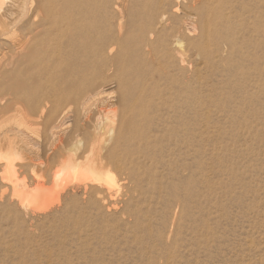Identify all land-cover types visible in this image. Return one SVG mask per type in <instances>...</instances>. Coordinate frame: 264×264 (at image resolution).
<instances>
[{
  "label": "rangeland",
  "instance_id": "1",
  "mask_svg": "<svg viewBox=\"0 0 264 264\" xmlns=\"http://www.w3.org/2000/svg\"><path fill=\"white\" fill-rule=\"evenodd\" d=\"M206 1H178L185 26L198 30L189 40L186 36L181 38L187 51L185 70L179 78L183 128L167 118L173 117V112L156 113V120L151 110L156 123L153 131H158L166 119L171 120L170 127L178 135L167 134L161 139L157 148L164 153L161 157L152 155L151 161L144 160L142 170L133 166L130 171L111 168V172H106L104 176L110 175L116 181L112 200L94 186L78 188L70 182L71 190L48 210L42 211L25 201L14 191L15 183L19 181L17 189L22 193L42 189L47 194L53 188L54 172L64 165L54 164L47 169L39 165L47 146L43 135L38 137L42 134L39 126L28 125L20 118L0 125V138L5 131L17 127L29 143L24 150L17 149L21 153L15 155V164L23 168L6 193L0 181V264H264V1H230L226 7L229 16L222 22L241 33L234 31L235 36L220 32L223 45L219 43L215 48L212 39L205 42L200 37L206 18L198 16L196 9L200 12ZM12 2L6 0L0 15ZM247 7L255 8L250 12ZM245 9L247 15L243 17ZM204 14L206 21H213L210 10L205 9ZM235 18H240L238 23ZM12 22L14 26L5 29L8 40L0 39L1 71L10 74L24 68L19 65L21 54L14 44L21 39L25 20L17 11ZM247 22L253 32H249ZM240 26H244L243 30L237 29ZM212 29L213 24L211 32ZM237 35L244 37L239 39ZM196 41L204 44L212 58L191 46H196ZM226 41L232 46H227ZM10 56L15 57L16 64L5 68ZM234 65L238 66L233 68ZM10 79L0 75V84ZM105 91L111 109L117 108V85H110ZM76 125L73 118L66 128L67 136ZM2 170L4 173L0 174L4 175Z\"/></svg>",
  "mask_w": 264,
  "mask_h": 264
},
{
  "label": "bare ground",
  "instance_id": "2",
  "mask_svg": "<svg viewBox=\"0 0 264 264\" xmlns=\"http://www.w3.org/2000/svg\"><path fill=\"white\" fill-rule=\"evenodd\" d=\"M178 1L13 0L0 15V39L8 40L5 29L14 26L12 20L18 11L25 22L21 29V39L15 42L14 47H17L21 54L19 65H23L24 68L19 72L14 70L12 74L6 70L2 72L0 59V75L6 79L11 78L0 84V125L20 118L28 125L39 126L42 134L39 133L38 137L43 135V140L47 142V146L45 145L47 148H44L46 151L41 148L45 158L44 160L41 158L39 165L46 169L54 164H61L64 167H58L59 169L54 172L53 188L47 194H43L44 190L42 192L38 186V191L34 190L36 193L24 192L25 189L24 193L20 192V189H17L19 181L18 183L14 181L23 167L16 166L14 158L15 155L18 157L17 153H21L17 152V149L24 150L29 143L27 144L22 137L25 135H22L21 128H11L0 138V170L5 171L4 175L0 174L3 193L8 191L14 180V191L20 197H25V201L44 211L58 204L63 195L71 190L70 182H75L78 188L94 186V189L100 191L106 199L112 200V190L116 181L110 175L104 176L106 172H111L113 168L117 172H125L130 169L129 167L134 168L133 166H140L142 170L144 160H148L152 155L154 157L156 154L160 156L164 153L163 149L158 151L160 148H157V145L167 134L175 135V130L170 127L172 122L165 119L156 132L152 128L156 126L154 123L156 117L168 111L171 112L170 115L173 112L174 116L167 118L173 119L178 127L181 126L183 107L179 82L182 79L179 78L185 70L187 56L181 38L185 36L188 38L197 33L195 26L191 29L185 26L187 24L180 15ZM230 1L232 0H208L200 12L196 9L197 15L203 20L207 19L205 9L212 12L213 21L204 20L200 37H203L205 42L212 39L214 48L219 43L223 45L221 40L219 41L220 32L228 34L239 32L234 29L236 27L231 29L222 22L229 16L230 12L226 7ZM5 2L6 0H0V12L5 8ZM236 2L234 1V5ZM243 6L245 4L241 5ZM256 7L258 9V6ZM252 8L249 10L247 7L250 12ZM244 11L243 17L246 9ZM245 24H248V28L249 25L252 26L248 22ZM251 31L249 28V32ZM225 39L230 40L229 37ZM235 40L237 42L238 39ZM225 44L232 46L233 43L226 41ZM191 46L203 52L205 57L212 58V53H207L203 48L204 44H197L196 41V46L192 43ZM236 49L235 47L234 52ZM228 57L229 54L227 59ZM217 59L215 57V61ZM15 64V57L10 56L6 60L5 68H13ZM235 66L238 65H234L233 68ZM110 85H117L120 92L118 107L114 109H111L109 94L105 91ZM73 118L77 122L76 129L74 128L67 136L65 131ZM44 171L43 174L50 173ZM122 175L125 177L124 174H121V177ZM25 194H29V197ZM23 198L20 200L23 201Z\"/></svg>",
  "mask_w": 264,
  "mask_h": 264
}]
</instances>
